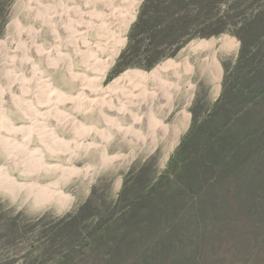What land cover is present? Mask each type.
Returning <instances> with one entry per match:
<instances>
[{"label": "rangeland", "instance_id": "obj_1", "mask_svg": "<svg viewBox=\"0 0 264 264\" xmlns=\"http://www.w3.org/2000/svg\"><path fill=\"white\" fill-rule=\"evenodd\" d=\"M155 1L166 14L153 15L150 27L172 26L157 41L178 47L150 57L156 45L146 50L149 41L139 38L132 52L145 68L154 64L128 70L180 62L191 43L212 40L220 80L215 93L202 68L206 53L190 56L191 74L182 78L190 98L168 102L152 90L144 112L137 90L112 82L128 71L119 73L117 61L132 26L152 11L144 6ZM137 2L101 78L105 30L114 33ZM78 19L90 25L85 36ZM65 29H73L69 39ZM77 32L85 41L71 44ZM225 38L231 47L220 50ZM32 43L46 59L33 57ZM24 55L36 59L43 82L71 97L39 122L53 133L48 140L36 141L42 129L27 122L49 105L41 102L38 111L31 95L38 109L26 115L16 104L29 101L15 81L22 73L30 79L34 63ZM63 111L72 123L62 129ZM19 126L28 129L12 133ZM243 129L263 150L264 0H0V264H264V156L246 152L234 160ZM216 130L221 135L209 141ZM255 160L258 168H250ZM30 185L64 201L22 188Z\"/></svg>", "mask_w": 264, "mask_h": 264}, {"label": "bare ground", "instance_id": "obj_2", "mask_svg": "<svg viewBox=\"0 0 264 264\" xmlns=\"http://www.w3.org/2000/svg\"><path fill=\"white\" fill-rule=\"evenodd\" d=\"M137 5H139V2L137 3H134L133 4V11H132V14L130 15V8H129V17L130 18H126L127 16H124L121 15V26L116 28L115 29V32L113 33H109L107 30H105V34H106V40H108V42L106 44H104L105 48H106V53L108 54L107 57H105L106 59H104V61H102V71H101V78H103L105 76V73L108 69V67L113 63L114 61V58L115 56L119 53V46L121 45L120 42L118 41V38H120V35H122V33H124L125 29H127L128 25H130L131 21L133 20L134 18V14H135V9L137 8ZM130 6V5H129ZM70 13V12H69ZM83 14V13H82ZM81 14V15H82ZM94 14V13H93ZM88 15L89 14H86L85 16L82 15V17L85 19V20H88ZM95 15V14H94ZM120 16V15H119ZM116 18V17H115ZM105 19V18H104ZM51 21V20H50ZM78 21L87 26H83L82 25V30L85 29H88V27L90 26L89 23H84L82 22V20L80 21L78 19ZM52 22V21H51ZM66 22V21H65ZM71 22V21H69ZM68 22V24H69ZM106 23V22H105ZM109 24V23H108ZM43 25V24H42ZM73 25V23H72ZM115 25V24H114ZM31 26V25H30ZM44 26V25H43ZM47 26V25H46ZM71 26V25H70ZM75 26V25H73ZM42 27V26H41ZM55 27V26H54ZM53 27V29H54ZM63 27V26H62ZM44 28V27H43ZM77 28V27H75ZM60 30V29H59ZM61 30H63L61 28ZM73 29H65V34H66V37L67 39H69V32H72ZM54 31V30H53ZM52 33V32H51ZM79 32L76 33V38L75 40H72L71 44H75L79 41H85V38L84 39H80V36H85L86 32L85 30L81 33V35L78 34ZM53 34V33H52ZM59 34V32H58ZM56 38V37H55ZM62 38V37H61ZM76 39H77V42H76ZM105 40V41H106ZM102 41V40H101ZM56 44V43H55ZM59 44V43H58ZM67 44V43H66ZM79 44V43H78ZM215 43L211 40V41H207V42H196V43H191L189 46H188V53H187V56L180 62H173V61H166L160 65H158L155 69H153L152 71L148 72V73H144V72H140V71H135V70H128L127 72H124L123 74H121L118 78H116L112 83L115 85L119 84V83H126L128 84L131 88L137 90L138 92V98L139 100L136 102V107L140 108L142 111L144 112H148V108H149V105L151 103V101L153 100V94H151L152 90H153V93L155 94H158L160 96V99L161 100H167L168 102L171 101V98L172 97H177L179 95H183L185 94L184 96H187L188 99L190 98L191 96V91L190 89L189 90H186V86L187 84H182V78L185 77V76H189V74H191V71L192 69L188 66V58L190 56H194V55H197L198 53H206V56L202 59V68L205 69L206 72H208V76L213 80L214 82V91L215 93L218 92L219 90V80H220V69H219V66L215 60V52H214V45ZM52 45V44H51ZM229 43H228V39H223L222 41V44L220 46V50H223L226 46L227 48L229 49L231 46H228ZM56 46V45H55ZM84 46V44H83ZM77 47V46H76ZM87 49V48H86ZM28 50H31L34 54H38V55H34L33 54V57H36L37 60L40 59V58H43L44 54L43 51H40V49L38 47H36L35 44H31L28 48ZM44 50V49H43ZM105 53V55H106ZM85 55V54H84ZM31 56V59H27L26 58V55H24V59L23 61H25L28 65H30L31 63H34L32 64V67L30 65V79L27 81L26 77L29 78L28 76H25L23 73L21 74V76L17 77L15 79V81H17V85L20 89V93L23 97H28V100L31 102L29 104V101H24V100H20V102H16L17 105L22 106L27 109L25 111L24 114L27 115V113H29L30 111L33 113L32 111V108L34 109V107L36 105H38L40 107H43L41 106V102H44L45 105L48 104L49 107L51 108L50 110H48L47 112H38V111H43L41 108L40 110L38 108V113L34 114V116L28 118L29 121L27 122L29 127L35 125L36 127H40L42 129V132H41V135L38 136L39 139L36 137V141L39 142V140H48L50 139L51 137H54L53 136V133L52 132H48L47 129H44L43 127H45L46 125H40L39 122H44L45 120H47L48 117H50L52 114H55V110L58 108V107H61L63 104L61 103H67L68 100H71V97L68 96V95H65L63 93H61L58 89L56 88H53V85L52 84H48L46 82H43L44 80H42L43 78L41 77V74H40V71H37V66L39 65H36V59L33 58ZM23 58V57H22ZM43 59H46V58H43ZM51 60V59H50ZM47 63V62H45ZM99 63V61H98ZM19 66V65H18ZM40 66V65H39ZM22 67V66H21ZM35 67V68H33ZM39 68V67H38ZM19 69V68H18ZM40 69V68H39ZM42 72V70H41ZM70 73V72H69ZM98 78V77H97ZM105 78V77H104ZM26 79V80H24ZM50 80V79H49ZM71 80V79H69ZM85 87V86H84ZM111 87V85H110ZM124 87V86H123ZM150 87V88H149ZM127 88V87H126ZM152 88V89H151ZM17 89V87H16ZM18 90V89H17ZM108 90H110L108 88ZM13 93V92H12ZM117 93V92H116ZM150 93V94H148ZM47 95V97H45V95ZM20 95V94H19ZM34 96L35 99L34 101L32 99H29V96ZM78 95V94H77ZM46 98V99H44ZM6 99V98H5ZM23 99V98H22ZM44 99V101L42 100ZM48 99L50 100V102H48ZM101 100V98H100ZM34 102V105H33V102ZM148 101V103H147ZM48 102V103H47ZM96 102V101H95ZM18 106V107H19ZM28 106V107H27ZM100 108H102L100 106ZM74 109V108H73ZM104 109V108H103ZM52 112V113H51ZM54 112V113H53ZM58 112V111H57ZM63 115L62 116V120L61 121H64V126H62L61 124V127L60 128H67L68 126L70 127V123H72V119L71 117L69 116V114L67 113V111H63ZM184 112H182L178 117L179 119L184 123V124H187L188 123V117L183 115ZM144 114V113H143ZM145 115V114H144ZM146 116V115H145ZM60 117V116H59ZM24 118H27L24 116ZM122 118V117H120ZM50 119V118H49ZM178 119V120H179ZM98 120V119H97ZM179 120V121H180ZM71 121V122H70ZM148 121V120H147ZM46 122V121H45ZM60 122V121H59ZM156 122V121H155ZM56 123V122H55ZM58 123V122H57ZM63 123V122H62ZM182 123V124H183ZM52 124V123H51ZM180 124V122H179ZM43 126V127H41ZM48 127V126H46ZM45 127V128H46ZM52 127L53 129V126H50ZM56 127L58 128V126L56 125ZM72 127V126H71ZM80 127V126H79ZM78 127V128H79ZM113 127V126H112ZM76 128V127H75ZM25 129H28L26 128L25 126H19L18 128H14L12 129V133H21L22 131H24ZM51 129V128H50ZM55 129V128H54ZM70 129V128H69ZM122 129V128H121ZM132 129V128H131ZM87 130V129H86ZM117 130V129H116ZM161 130L163 132H167V130L165 131V129L163 130V128H161ZM11 131V130H10ZM152 131V130H151ZM65 132V131H64ZM85 132V129L83 128H80L78 129V131L76 132V134L78 135V137H80L81 134H83ZM81 133V134H80ZM170 135H171V140L172 141H176L177 138H178V131L177 130H172L169 132ZM25 134V133H24ZM153 134V133H152ZM151 134V135H152ZM154 135V134H153ZM165 135V134H164ZM84 137V136H83ZM14 138V137H13ZM55 140V139H54ZM44 142V141H43ZM55 142V141H54ZM60 142V141H57V143ZM56 143V142H55ZM56 143V144H57ZM31 144V143H30ZM29 144V145H30ZM46 144V143H45ZM44 144V145H45ZM49 144V143H48ZM32 145V144H31ZM50 145V144H49ZM80 146V145H79ZM31 147V146H30ZM40 147V146H39ZM37 148V147H36ZM35 150V149H34ZM39 150V149H38ZM17 151V150H16ZM21 153L22 156L25 157V153L26 151L24 152L23 151V148H22V152L19 151ZM84 155V154H83ZM33 156V155H31ZM19 158H22L23 157H19ZM29 158V156H28ZM27 158V159H28ZM25 159V158H24ZM26 159V160H27ZM32 159H35V158H32ZM69 159V158H68ZM30 160V159H29ZM28 160V161H29ZM104 160V159H103ZM69 162V161H68ZM30 163V162H29ZM65 165V164H64ZM66 166V165H65ZM39 167V166H38ZM53 169V168H52ZM69 169V168H68ZM2 170V169H1ZM37 170V169H36ZM2 172V171H1ZM70 172V171H69ZM3 173V172H2ZM3 175H6L7 174L4 172ZM2 177V176H1ZM3 178V177H2ZM6 180L9 182L10 185H16L13 183V181H11V179L8 178V176L6 177ZM5 180V182H6ZM6 184V183H5ZM7 185V184H6ZM22 188H29V191H33V190H38L37 193H43V192H48L50 195H52V197L54 198V200L56 201H64V197H62L60 195L59 192L57 191H54V190H51V191H46V190H43V189H38L39 187L36 186V185H30V186H23ZM29 197V196H28ZM31 198V197H30Z\"/></svg>", "mask_w": 264, "mask_h": 264}, {"label": "trees", "instance_id": "obj_3", "mask_svg": "<svg viewBox=\"0 0 264 264\" xmlns=\"http://www.w3.org/2000/svg\"><path fill=\"white\" fill-rule=\"evenodd\" d=\"M157 2L158 1H155L154 4L150 3V4L145 5L144 9L145 8L146 9L149 8V6L151 5V10L152 11L147 13L146 16L144 15L145 16V18H144L145 20H143V18L142 19L140 18L138 23H136L135 25L132 26V28L130 30V34L128 36V45H127L126 49L120 54V57H119V59L117 61V66H118V69H119V73H121V72H123L125 70H128V69H143V70H147L148 68H151L153 66L154 63H148L147 62V67L145 68L137 60L138 57H135V53L132 52L133 46L134 47L136 46V50L139 49L140 45H136L137 44L136 40L139 39V38H143L142 39L143 42L144 41H147V42L149 41V44L146 46V50H148L153 44L156 45V48L150 53V57L155 55V53H158V50H160L162 48H166V47L169 48L171 46L178 47L177 43H176V40L171 42V43H167V44H160L157 41V38H159L160 36L164 37L165 34L169 33L171 30H173L172 26H169L167 24L166 25L162 24L161 27L163 29L159 30V31H156V30L152 31V28L150 27V22H151V19H152L153 15H156V16L159 17L161 14H166L164 10H161L162 8L160 7L159 2L158 3ZM144 16L142 15V17H144ZM185 19H187V18H182V21H184ZM174 22L179 23V21H174ZM159 29H161V28H159ZM150 30H151V35L152 36H150V35L147 36L146 33H149ZM167 38H169V35L166 36V39ZM164 46H166V47H164ZM128 51L130 52V54L126 55ZM259 134H261V129H259ZM220 135H221V133H219V132L217 133V130L214 133L211 132V135L208 136V140L211 141L213 137L220 136ZM238 136H240V138H239V141H237L236 143H237V146H238L239 149H238V152H234L235 153L234 160H237L238 154H239V156H241V154H244L246 152H248L249 154H252V155H254V153H255V154H258L259 156H264V149L262 150V149L258 148V146H257L258 143H257V139L255 138L256 136L252 135L251 137H253V139H251V137L249 135V132L247 130H244V129L240 131V135H238ZM253 159H254V156L252 157V160ZM255 164H259L258 161L255 160L251 164L250 168L257 167V166H255ZM254 176H252V177L255 178L256 176L255 177Z\"/></svg>", "mask_w": 264, "mask_h": 264}]
</instances>
